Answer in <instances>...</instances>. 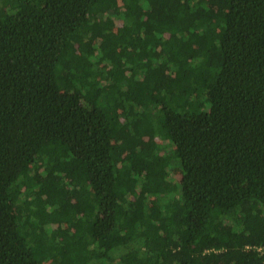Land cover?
I'll list each match as a JSON object with an SVG mask.
<instances>
[{
	"label": "trees",
	"instance_id": "16d2710c",
	"mask_svg": "<svg viewBox=\"0 0 264 264\" xmlns=\"http://www.w3.org/2000/svg\"><path fill=\"white\" fill-rule=\"evenodd\" d=\"M0 264H264V0H0Z\"/></svg>",
	"mask_w": 264,
	"mask_h": 264
}]
</instances>
